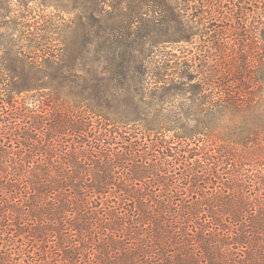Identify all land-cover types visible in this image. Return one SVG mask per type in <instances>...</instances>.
<instances>
[{
  "label": "trees",
  "instance_id": "obj_1",
  "mask_svg": "<svg viewBox=\"0 0 264 264\" xmlns=\"http://www.w3.org/2000/svg\"><path fill=\"white\" fill-rule=\"evenodd\" d=\"M183 1L205 24L214 14L198 9L224 0ZM233 1L240 49L222 40L214 87L212 65L200 62L206 75L192 84L190 117L182 108L157 116L169 105L111 103L112 90L100 88L91 94L101 107L124 114L63 107L53 90L20 96L21 76L0 56V264H264V73L261 52L246 49L264 36L255 12L264 4ZM182 60L154 74L162 91L186 83ZM216 110L230 113L219 134Z\"/></svg>",
  "mask_w": 264,
  "mask_h": 264
},
{
  "label": "rangeland",
  "instance_id": "obj_2",
  "mask_svg": "<svg viewBox=\"0 0 264 264\" xmlns=\"http://www.w3.org/2000/svg\"><path fill=\"white\" fill-rule=\"evenodd\" d=\"M224 1L216 3L220 7L203 3L207 5L198 12L205 10L206 17L211 11L214 14L212 21L204 24L205 19L192 17L191 8L183 0H0V56L4 66L21 76L14 83L20 96H44V92L53 90L52 98L63 107L88 106L113 120L124 114L101 107L105 99L98 100L91 94V90L100 88L112 90L106 100L111 103L127 100L152 104L157 109L169 105L155 114L173 116L176 111L177 116L182 108L183 116L190 117L192 84L206 75L200 62L206 59L212 65L209 84L214 87L221 80L216 79L222 71L216 58L221 54L222 40L228 41L234 54L240 49L238 40L244 32L239 29V17L243 15L235 7L240 4ZM240 1L254 8L251 0ZM254 3L259 6L264 0ZM256 11L264 20V6ZM194 30L198 33L191 42L174 40ZM221 31L226 32L225 39ZM257 37L258 48L249 44L246 49L249 57L261 52L256 66L264 73V36L259 33ZM215 40L219 46L213 45ZM49 52L61 60L60 64L43 59ZM180 60L189 78L184 85L171 81L169 93L162 91L154 74L162 71V63ZM143 67L147 73L141 75ZM149 115L156 116L153 112ZM229 117V112L216 110L212 128L215 134L226 130Z\"/></svg>",
  "mask_w": 264,
  "mask_h": 264
}]
</instances>
